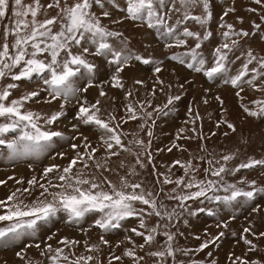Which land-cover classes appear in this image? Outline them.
<instances>
[{
    "label": "rangeland",
    "instance_id": "rangeland-1",
    "mask_svg": "<svg viewBox=\"0 0 264 264\" xmlns=\"http://www.w3.org/2000/svg\"><path fill=\"white\" fill-rule=\"evenodd\" d=\"M254 212L264 0H0V264H264Z\"/></svg>",
    "mask_w": 264,
    "mask_h": 264
},
{
    "label": "crops",
    "instance_id": "crops-1",
    "mask_svg": "<svg viewBox=\"0 0 264 264\" xmlns=\"http://www.w3.org/2000/svg\"><path fill=\"white\" fill-rule=\"evenodd\" d=\"M252 197H253V195H252ZM251 197V198H252ZM249 199V198H248ZM248 199H246V200H248ZM250 202V201H249ZM210 207H212V209L214 208V206L213 205H209ZM250 206H251V204H250ZM216 208L214 209V210H216L217 212L216 213H218V215L219 216H217V217H215L216 216V214L215 215H213L214 217H215V220H217L218 221V223L216 224L217 225V228H223V229H230L228 226H230V227H232L231 226V222L233 221V220H235V217H230L229 219H230V221H228L227 223H226V220L225 219H227L229 216H227L226 214H229V215H231V216H233L232 215V212H234V211H231V212H227V210H225L224 208L226 207L225 205H222V204H220V205H216L215 206ZM207 208H209V207H207ZM209 210V209H208ZM257 212V211H256ZM256 212H254V214H249L248 215V218L246 219V218H243L242 220H241V217H240V222H244V221H248V220H250V225L252 224V225H254V226H259V224H258V221L257 220H259V222H262L264 219H260V218H258V219H256L255 218V215H256ZM258 212H260V211H258ZM208 214V213H207ZM208 215H206V214H202V220L201 221H199L198 222V224L200 223V224H205V227L206 228H208V230H209V232H213L214 230H216L215 228H213V231L211 230L212 228L210 227V225H207L208 223H209V221L207 220L209 217H207ZM244 216H246V213H245V215ZM247 217V216H246ZM253 218V219H252ZM185 222H184V224H186L188 227H189V225H191V223H192V221H194V220H192L191 221V218L189 217V218H186V216H185ZM214 220V219H213ZM206 221H208V222H206ZM191 222V223H190ZM207 223V224H206ZM221 224H222V227H221ZM196 225H197V223H196ZM187 226H183V228H185L184 230H186L187 229ZM239 229V228H238ZM232 230L233 231H236V229L235 228H232ZM177 233H179V231L177 232ZM224 235L226 234V233H223ZM222 233H219V232H217V234L216 235H214V237L212 238V240L210 241V242H213L214 240H216L219 236H224ZM183 239L184 238H181V235H178V241L179 242H181V241H183ZM219 241V240H218ZM208 242V241H207ZM152 244V243H151ZM151 246L152 245H149L147 248H151ZM141 249L142 250H144V246H142L141 245ZM153 255L155 256V254H154V250H153ZM153 256V257H154ZM153 257H151L150 259V262L148 263V264H154V263H152V258ZM117 261V260H116ZM118 261H120V262H122L121 264H132V262L130 261V258H128V257H126V259H125V261H123V260H121L120 259V257H119V259H118ZM145 261H146V259H144V257H142L141 259L139 258V255H138V253L136 254V264H145ZM119 262V263H120Z\"/></svg>",
    "mask_w": 264,
    "mask_h": 264
},
{
    "label": "bare ground",
    "instance_id": "bare-ground-1",
    "mask_svg": "<svg viewBox=\"0 0 264 264\" xmlns=\"http://www.w3.org/2000/svg\"><path fill=\"white\" fill-rule=\"evenodd\" d=\"M106 68V66H103ZM142 73V72H141ZM83 98H86V97H83ZM86 132H89V129H87ZM21 170V168L19 169ZM20 172V171H19ZM64 233V232H63ZM82 246H80V249L79 250H82ZM15 250H11V251H8V252H5L3 255H4V259L7 261V262H12V257H13V254H15ZM114 252L120 257L121 260H125V256H124V253H123V250L122 251H119L117 249H114Z\"/></svg>",
    "mask_w": 264,
    "mask_h": 264
}]
</instances>
